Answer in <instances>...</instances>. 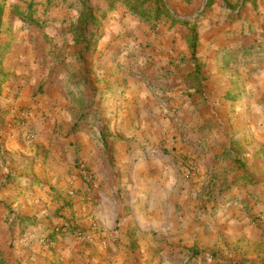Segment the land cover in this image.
I'll return each mask as SVG.
<instances>
[{"label":"rangeland","instance_id":"374dc122","mask_svg":"<svg viewBox=\"0 0 264 264\" xmlns=\"http://www.w3.org/2000/svg\"><path fill=\"white\" fill-rule=\"evenodd\" d=\"M0 1V97L30 85L60 98L72 146L0 147V264H264L256 1L213 0L205 15L208 0H166L195 20V55L188 28L144 23L123 0H87L105 14L87 52L72 33L81 0ZM32 111L0 123L24 133Z\"/></svg>","mask_w":264,"mask_h":264},{"label":"crops","instance_id":"0c3cea01","mask_svg":"<svg viewBox=\"0 0 264 264\" xmlns=\"http://www.w3.org/2000/svg\"><path fill=\"white\" fill-rule=\"evenodd\" d=\"M253 1H256L258 12L264 13V0ZM227 10L229 11V9ZM31 79L34 81L32 82L34 84L33 87H35L42 80V77H40L39 72H33ZM29 87L30 85L26 86L19 97H13L12 93L8 94L9 97L5 100L4 97H0V121L6 115L9 118L17 108L32 107L33 110L26 115L24 133L22 132L24 130L21 128L20 130L12 129L11 123H8V120L0 123V147L11 150L12 153L16 152L22 157H28L37 150L50 151L49 155L53 157L70 151L72 146H69V139L66 138L68 113L66 110H63L60 98L47 97V95L28 97ZM28 131H33L36 135L35 140L32 142V148H30V143L23 142L20 139L21 135L25 136ZM27 151H30V153L28 154ZM260 210L264 211V205Z\"/></svg>","mask_w":264,"mask_h":264},{"label":"trees","instance_id":"16d2710c","mask_svg":"<svg viewBox=\"0 0 264 264\" xmlns=\"http://www.w3.org/2000/svg\"><path fill=\"white\" fill-rule=\"evenodd\" d=\"M122 2H124L128 12L131 15L140 18L144 23H155L156 25L157 23L165 19V23L170 24V28H173L174 26L180 24L188 28L186 40L189 43L192 54L195 55L199 36L196 31L197 26L195 24L190 26V23L195 20H187L178 17L177 14H175L168 6L166 0H123ZM81 3L83 7L82 16L84 17V24L73 29L72 33L74 35L75 46H82L84 48V51L87 52L92 46L93 39L96 38V34L94 33L93 29L99 28L101 26V22L105 14L96 10L87 2V0H81ZM211 4H213V0L208 1L203 14H207ZM230 14L237 18L240 16L239 12L235 13L234 11H231ZM3 16L4 4L0 1V31L3 24ZM30 22L36 23V21L33 20L32 17L30 19Z\"/></svg>","mask_w":264,"mask_h":264},{"label":"built area","instance_id":"2783aa9c","mask_svg":"<svg viewBox=\"0 0 264 264\" xmlns=\"http://www.w3.org/2000/svg\"><path fill=\"white\" fill-rule=\"evenodd\" d=\"M25 136L28 141H33L36 137L33 131H28Z\"/></svg>","mask_w":264,"mask_h":264}]
</instances>
